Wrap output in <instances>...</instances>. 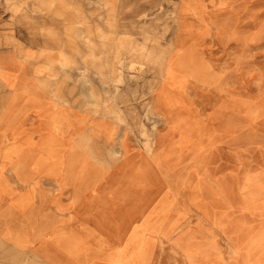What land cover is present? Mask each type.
Instances as JSON below:
<instances>
[{
  "label": "crops",
  "instance_id": "obj_1",
  "mask_svg": "<svg viewBox=\"0 0 264 264\" xmlns=\"http://www.w3.org/2000/svg\"><path fill=\"white\" fill-rule=\"evenodd\" d=\"M260 6L179 0L174 42L136 129L125 114L95 117L74 96L50 93L25 51L0 50V239L45 264H253L229 255L220 216L207 211L206 171L237 146L204 140L205 11H229L215 20L218 53L247 58ZM1 28L0 40H25L10 22Z\"/></svg>",
  "mask_w": 264,
  "mask_h": 264
},
{
  "label": "rangeland",
  "instance_id": "obj_2",
  "mask_svg": "<svg viewBox=\"0 0 264 264\" xmlns=\"http://www.w3.org/2000/svg\"><path fill=\"white\" fill-rule=\"evenodd\" d=\"M178 1L0 0L1 29L8 21L25 38L0 40V50L25 51L33 75L57 97L74 96L95 117L125 114L126 129L140 128L138 115L149 113L145 102L174 42ZM219 12L205 11L204 140L225 150L237 146V153L231 159L216 155L220 168L206 171L207 211L220 216L230 256L264 264V7L254 10L253 53L247 58L218 53L215 20L229 17V11ZM233 58L232 66H223ZM0 264L45 263L0 239Z\"/></svg>",
  "mask_w": 264,
  "mask_h": 264
}]
</instances>
